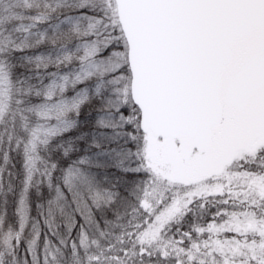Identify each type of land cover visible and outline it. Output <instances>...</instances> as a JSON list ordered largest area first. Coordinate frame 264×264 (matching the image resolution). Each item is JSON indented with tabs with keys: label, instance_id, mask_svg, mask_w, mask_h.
Listing matches in <instances>:
<instances>
[{
	"label": "snow or ice",
	"instance_id": "obj_1",
	"mask_svg": "<svg viewBox=\"0 0 264 264\" xmlns=\"http://www.w3.org/2000/svg\"><path fill=\"white\" fill-rule=\"evenodd\" d=\"M0 264H264V0H0Z\"/></svg>",
	"mask_w": 264,
	"mask_h": 264
},
{
	"label": "trees",
	"instance_id": "obj_2",
	"mask_svg": "<svg viewBox=\"0 0 264 264\" xmlns=\"http://www.w3.org/2000/svg\"><path fill=\"white\" fill-rule=\"evenodd\" d=\"M13 183L15 184L16 182L15 181H13ZM4 193H7V183L5 184V187H4ZM12 199V195L11 194H9V200H11ZM9 211H11V207L9 208Z\"/></svg>",
	"mask_w": 264,
	"mask_h": 264
}]
</instances>
